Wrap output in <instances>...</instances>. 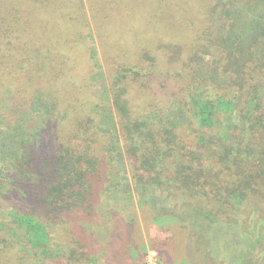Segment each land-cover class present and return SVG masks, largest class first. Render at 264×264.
I'll list each match as a JSON object with an SVG mask.
<instances>
[{"label": "trees", "instance_id": "obj_1", "mask_svg": "<svg viewBox=\"0 0 264 264\" xmlns=\"http://www.w3.org/2000/svg\"><path fill=\"white\" fill-rule=\"evenodd\" d=\"M130 1L0 0V127L15 144L13 154L0 150V264H24L11 237L47 264L93 262L90 221L112 131L136 185L178 195L215 220L249 200L264 215V0H201L187 10L190 0H153V9L139 0L134 10ZM88 27L110 97L104 124L89 112ZM154 93L184 122L143 120ZM131 213L125 243L141 216L154 215L143 199ZM48 224L66 242L58 250ZM173 226L174 248L161 254L176 263L183 231Z\"/></svg>", "mask_w": 264, "mask_h": 264}, {"label": "rangeland", "instance_id": "obj_2", "mask_svg": "<svg viewBox=\"0 0 264 264\" xmlns=\"http://www.w3.org/2000/svg\"><path fill=\"white\" fill-rule=\"evenodd\" d=\"M190 1L184 3L186 10L197 7L201 2ZM170 2L167 0V5ZM138 6L139 0L134 3L130 1L127 5L131 10ZM145 9H153V0ZM84 33L86 39L83 46L91 63L89 74L92 83L96 84L92 90L96 104L89 112L99 114L104 124L111 112V105L102 54L95 30L88 27ZM152 96L147 106L140 111L143 120L155 125H163L170 119L184 122L183 114L175 106L163 103L160 93ZM109 142L106 149V178L99 192L96 214L90 221V251L94 252L90 256L93 262L96 259L95 264H264V215L254 200L231 206L230 215L224 216L225 220H215L208 210L205 216L199 205L186 202L178 195L136 185L131 178L132 168L125 158L122 141L115 131H112ZM14 146L8 139L5 127H0V150L5 154H13ZM4 158L7 159L6 156ZM141 199L153 209L155 219L145 223L141 216L138 219L139 233L137 231L125 243L124 225L133 218L132 204H138ZM1 217L2 220H9L8 211L2 210ZM176 222L183 231V256L175 263L161 253H168L174 248L176 237L173 225ZM47 227L52 248H62V243L66 242L61 240L56 225L48 224ZM70 238L74 240V237ZM11 240L18 252L23 249L24 264H47L46 256L26 247L22 239L11 237ZM111 256L112 259L106 261Z\"/></svg>", "mask_w": 264, "mask_h": 264}]
</instances>
